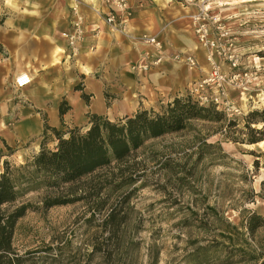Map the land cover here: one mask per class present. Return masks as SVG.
I'll return each mask as SVG.
<instances>
[{
	"label": "rangeland",
	"instance_id": "obj_1",
	"mask_svg": "<svg viewBox=\"0 0 264 264\" xmlns=\"http://www.w3.org/2000/svg\"><path fill=\"white\" fill-rule=\"evenodd\" d=\"M213 1L220 4L237 38L242 54L240 70L250 71L253 77L244 90L251 95L248 108H240L238 115H227L236 117L241 126L250 109H264V0ZM193 134L190 130L150 142L151 147L139 157L145 162L147 185L138 187L139 181L132 185L138 188L126 202L108 191L87 203L77 201L45 209L39 202L40 194L29 193L26 197L33 207L17 220L12 242L21 264H253L238 261L241 235L235 236V243H240L234 247L219 236L224 225L210 216V207L222 211L236 225L244 208L264 218V198L255 196L252 202L240 199L249 186L260 191L264 157L259 158V169L254 170V156L248 150L263 152L264 141L246 145L211 135L207 141L220 140L228 156L223 163H208L196 160ZM152 150L170 152L168 163L173 174H164L165 158L150 157ZM247 171L244 179L242 174ZM97 201H105L107 206L121 204L123 221L106 241L100 228L108 207L98 212ZM238 230L245 232L241 227ZM262 234L264 227L256 236ZM243 236L253 243L247 234Z\"/></svg>",
	"mask_w": 264,
	"mask_h": 264
},
{
	"label": "crops",
	"instance_id": "obj_2",
	"mask_svg": "<svg viewBox=\"0 0 264 264\" xmlns=\"http://www.w3.org/2000/svg\"><path fill=\"white\" fill-rule=\"evenodd\" d=\"M126 2L130 16L121 32L105 23L102 0H0V170L5 160L18 164L31 157L46 138L45 145L53 147L50 128H86L89 114L113 120L140 108L157 109L189 92L209 70L194 36L195 6L179 0ZM74 5L85 32L78 55L68 59L62 32L70 29ZM145 34L162 42L164 57L139 73L132 64L145 59L148 48L140 41ZM180 51L193 55L197 66L174 59ZM20 72L32 80L15 88ZM227 99L246 109L251 95L229 89ZM62 101L68 109L60 116Z\"/></svg>",
	"mask_w": 264,
	"mask_h": 264
},
{
	"label": "trees",
	"instance_id": "obj_3",
	"mask_svg": "<svg viewBox=\"0 0 264 264\" xmlns=\"http://www.w3.org/2000/svg\"><path fill=\"white\" fill-rule=\"evenodd\" d=\"M66 109L68 106L62 101L60 116ZM258 124L259 127L256 126ZM49 130L55 141L53 147L45 145L49 139L44 137L46 140L40 149L25 161L18 164L3 161L0 170V264H21V257L14 251L12 242L17 220L33 207L26 197L29 193H39V202L45 209L77 201L87 203L108 191L116 193L126 202L138 187L147 185V174L143 168L145 162L139 157L151 147L150 142L192 130L196 160L223 163L222 159L228 154L220 140L208 142L207 139L219 134L222 139L239 144L252 145L264 141V109H250L239 126L236 117H228L212 103H201L187 91L176 94L170 101L161 104L158 110L140 108L129 116L113 120L104 115L89 114L86 128L53 127ZM248 153L254 156L252 165L254 170H258L259 158L264 157V151L248 150ZM150 155L152 158H157L156 155L164 157V174H173V168L168 163L169 151L152 150ZM247 176L248 171L242 174L244 179ZM137 181L139 186L131 188ZM255 196L264 198V180L259 192L249 186L240 199L252 202ZM95 207L98 212L108 207L100 228L106 241L123 221L121 204L117 202L107 206L105 201H97ZM210 212V216H215L224 225L219 236L230 246L238 245L240 242L235 243L234 238L241 235L242 244L236 250L241 257L239 262L264 264V234L256 236L257 231L264 227L262 215L244 208L239 212L240 219L236 225L215 207H210ZM243 233L253 243L248 242Z\"/></svg>",
	"mask_w": 264,
	"mask_h": 264
},
{
	"label": "built area",
	"instance_id": "obj_4",
	"mask_svg": "<svg viewBox=\"0 0 264 264\" xmlns=\"http://www.w3.org/2000/svg\"><path fill=\"white\" fill-rule=\"evenodd\" d=\"M106 6L104 21L112 31H124L126 21L130 16L126 0H102ZM186 5L196 7L191 15L193 31L196 42L205 49V58L209 64V70L200 76L194 87L189 90L201 103H212L228 116L241 113L240 108L233 106L227 99L229 89H238L241 93L245 90L247 83L252 80L250 71H241L242 54L236 43L237 38L227 25V15L222 14L218 2L213 0H179ZM74 18L71 20L70 29L62 32L67 41L68 52L66 57L71 59L78 55L79 45L84 37V17L80 14L78 6H72ZM140 41L147 46L145 59L132 64L137 72H146L151 67L158 65L164 55L162 53V42L155 36L145 34ZM173 58L185 63L189 68L197 66L193 55L187 52H177ZM226 66L223 69L222 66ZM30 74L20 72L13 78L15 88H22L31 82Z\"/></svg>",
	"mask_w": 264,
	"mask_h": 264
},
{
	"label": "bare ground",
	"instance_id": "obj_5",
	"mask_svg": "<svg viewBox=\"0 0 264 264\" xmlns=\"http://www.w3.org/2000/svg\"><path fill=\"white\" fill-rule=\"evenodd\" d=\"M242 1H244V0H242ZM260 142H262V141H260Z\"/></svg>",
	"mask_w": 264,
	"mask_h": 264
}]
</instances>
